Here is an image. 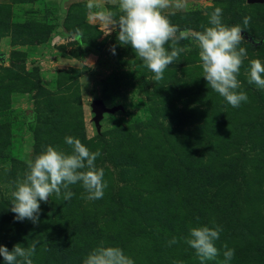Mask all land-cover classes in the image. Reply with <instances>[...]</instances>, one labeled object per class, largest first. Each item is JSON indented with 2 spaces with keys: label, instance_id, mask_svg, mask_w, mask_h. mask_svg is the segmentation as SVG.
Segmentation results:
<instances>
[{
  "label": "rangeland",
  "instance_id": "rangeland-1",
  "mask_svg": "<svg viewBox=\"0 0 264 264\" xmlns=\"http://www.w3.org/2000/svg\"><path fill=\"white\" fill-rule=\"evenodd\" d=\"M88 2L0 0V244L38 241L34 264H82L101 243L122 248L134 264H202L185 238L206 225L221 232L219 254L204 264H264V89L247 76L250 60L264 61V0H187L186 11L170 10L190 35L208 26L217 6L227 25L251 17L238 77L248 100L235 108L207 85L191 38L154 82L118 43V29L107 34L99 20L109 0L91 10ZM94 98L116 107L102 113L98 129ZM66 136L100 151L103 198L88 200L77 183L70 200L53 194L41 202L38 224L15 221L10 182L45 146L69 151ZM225 244L235 250L227 262Z\"/></svg>",
  "mask_w": 264,
  "mask_h": 264
},
{
  "label": "clouds",
  "instance_id": "clouds-1",
  "mask_svg": "<svg viewBox=\"0 0 264 264\" xmlns=\"http://www.w3.org/2000/svg\"><path fill=\"white\" fill-rule=\"evenodd\" d=\"M112 8H103L98 18L108 28L107 34L117 30V41L122 46H130L135 56L151 71L153 81L163 79L169 65L178 61L180 54L188 50L180 46V41L191 38L198 48L202 69V77L207 85L219 94L232 107H239L247 102L246 92L240 91L242 85L238 79L247 58V50L242 47V32L250 23L251 17L245 16L243 27L239 24L227 25L223 22V8L215 7L208 16V26L202 30L191 32L181 30L170 20L176 11L187 10V0H109ZM87 7L91 10L99 7L95 0H89ZM115 54V48H111ZM248 83L264 89V61L252 59L249 62ZM64 143L69 151L59 146L47 145L27 162V171L22 177L11 181L10 211L14 220L39 223L41 202L48 203L53 194L64 201L70 200L75 193L72 185L79 183L87 193L88 200L102 199L107 183L104 170L97 167L96 159L100 151H90L78 138L66 136ZM219 226H200L189 230L187 243L194 249L202 264L213 260L219 250L216 241L220 237ZM39 242L24 246L14 244L9 250L0 244V257L4 264H34L33 257ZM169 246L176 244L174 237ZM224 260L231 261L235 250L223 245ZM82 264H134V260L126 255L118 246L101 245L91 249L84 257ZM173 264H183L173 261Z\"/></svg>",
  "mask_w": 264,
  "mask_h": 264
},
{
  "label": "water",
  "instance_id": "water-1",
  "mask_svg": "<svg viewBox=\"0 0 264 264\" xmlns=\"http://www.w3.org/2000/svg\"><path fill=\"white\" fill-rule=\"evenodd\" d=\"M90 107H91V110L93 112L92 121H93L96 129L99 128L98 120L101 118L102 113L113 112L116 109V107H111V108L105 107L103 105V102L99 98L92 99L91 103H90Z\"/></svg>",
  "mask_w": 264,
  "mask_h": 264
},
{
  "label": "crops",
  "instance_id": "crops-1",
  "mask_svg": "<svg viewBox=\"0 0 264 264\" xmlns=\"http://www.w3.org/2000/svg\"><path fill=\"white\" fill-rule=\"evenodd\" d=\"M57 1V3H59L58 5H59V7H62L63 6V4H66L68 1H70V0H56Z\"/></svg>",
  "mask_w": 264,
  "mask_h": 264
},
{
  "label": "trees",
  "instance_id": "trees-1",
  "mask_svg": "<svg viewBox=\"0 0 264 264\" xmlns=\"http://www.w3.org/2000/svg\"><path fill=\"white\" fill-rule=\"evenodd\" d=\"M27 116V119L29 120L30 119V114L26 115Z\"/></svg>",
  "mask_w": 264,
  "mask_h": 264
}]
</instances>
